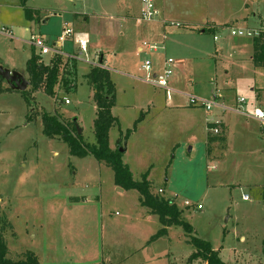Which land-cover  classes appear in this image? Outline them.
I'll return each instance as SVG.
<instances>
[{"label":"rangeland","instance_id":"1","mask_svg":"<svg viewBox=\"0 0 264 264\" xmlns=\"http://www.w3.org/2000/svg\"><path fill=\"white\" fill-rule=\"evenodd\" d=\"M189 1H195L202 25L211 21L219 25L216 32L225 34L228 46L240 37L241 41L242 37L252 39L231 34V27H243L240 14L254 13L258 27L264 22V0ZM25 5L37 17L47 19L40 23L36 18L25 20L20 0H0V27L10 30L9 36L0 32V65L13 67L26 79V58L38 52L28 42L30 32L44 34L52 42L63 21L73 23L75 13H82L86 35L93 36L86 53L76 59L67 56L79 51L74 39V47L70 41L62 43L65 73L72 76L75 86L57 90L56 98L34 90L32 110L42 107L63 120L76 119L83 141L94 143L96 109L86 74L98 60L94 52L102 51L116 87L112 114L119 120V126L109 131V144L117 145L120 138L125 148L122 161L132 179L145 178L151 191L162 189L159 194L174 198L192 234L208 241L225 263L264 264L261 123L227 113L231 126L225 141L222 146L221 142L211 144L207 156V112L189 104L188 96L198 88H228L246 99V108L258 106L264 111V67L254 72L233 68L234 54L229 51L231 55H220L211 70L206 69L208 60L198 65L199 73L191 74L193 83L188 80L175 88L169 84L187 97L174 96L172 91L168 95L164 88L142 79L143 56L137 52L136 37L143 22L119 17L136 16L140 0H26ZM197 37L203 48L213 46L208 30ZM216 42L227 51L222 41ZM168 43L167 55L177 59L170 42L166 41V47ZM51 56L43 55V60ZM29 111L21 91L0 93V236L9 258L19 259L32 249L43 264H205L187 260L194 247L186 242L182 226H169L158 236V217L139 203L135 189L117 187L111 168L92 155H70L63 140L42 133L40 116L27 120ZM243 194L248 198L242 199Z\"/></svg>","mask_w":264,"mask_h":264},{"label":"trees","instance_id":"2","mask_svg":"<svg viewBox=\"0 0 264 264\" xmlns=\"http://www.w3.org/2000/svg\"><path fill=\"white\" fill-rule=\"evenodd\" d=\"M26 0H20V5L24 11L26 19H38L36 13L26 7ZM36 16V17H34ZM264 27V22L261 24ZM253 54L252 62L256 67H264V32L258 37L252 38ZM99 59V58H98ZM62 55H52L47 62L43 57L32 52L25 62V69L28 74L29 89L21 91L22 96L30 108L26 114L27 120L40 116L42 122V133L48 138H58L63 140L68 146V152L72 156L92 155L97 161L109 166L113 173L114 184L122 189H135L138 192L139 203L145 207L149 213L158 217L161 227L157 235H164L167 228L172 225L182 226L188 236L187 243L194 247V251L188 256V261L195 259L202 260L205 264H227L219 256L218 250L213 249L208 241L202 240L192 234L191 225L182 217V210L174 202V198L164 197L157 191L150 190V182L142 178L133 180L131 171L122 161L120 139L115 148L109 146V131L119 122L112 114V107L116 102L115 87L110 79L109 71L103 66L101 59L98 64H91L86 74L88 82L93 90L95 102V117L93 119L94 143L84 142L81 133L77 132L76 119L63 120L58 114L45 111L42 107L36 111L32 110L34 97L32 92L40 90L45 94L56 98V91L64 89L68 91L74 88L75 83L71 75L65 73V63ZM3 78L0 77V92L12 90L8 85L2 86ZM264 139V125L261 127ZM224 131L217 136L207 135L208 143L222 142ZM264 248V241H263ZM8 250L5 240L0 236V264H43L38 260L37 255L28 250L23 257L11 259L7 256Z\"/></svg>","mask_w":264,"mask_h":264},{"label":"crops","instance_id":"3","mask_svg":"<svg viewBox=\"0 0 264 264\" xmlns=\"http://www.w3.org/2000/svg\"><path fill=\"white\" fill-rule=\"evenodd\" d=\"M153 2H154L156 9L159 12L160 17L166 18L167 20H171V21H177V22L181 23L182 25H184L185 27H164L162 25V23L159 21L158 17L156 19H154L153 21L144 22L142 27H141V30H139L137 32V34H138L136 37L137 38L136 42L138 44L137 52L139 54L140 53L142 54L143 61L145 59H149L151 61V64H152L151 72H152V74H157V73L161 72V70L163 68L164 57H171L175 60V66H174L173 74L171 76L172 78L170 77L169 82H168V89H170V91L175 93L174 96H184V97L186 96L187 97V93L185 94V92L174 91L173 89H171L169 84L175 88V86H182L183 82L188 81V80H189L188 84L193 83V79L191 77L192 76L191 74H194V72L199 73L198 68L196 69V67L198 65L203 64V62L204 63L209 62L208 63L209 67H207L206 69L211 70V68H214L215 66H217L216 62L220 58V55L223 56V55H226V53L228 55L229 51H232L234 54V58L231 60V62L234 63L233 68H240V69L248 68L249 70H253V72L256 70V68L257 69L262 68V67L254 66V64L252 62V54H253L252 39L250 41H246L243 39L245 37H242V41H241V39H240L241 37H240L237 41H235V39L231 40L232 43L230 46H228L227 43H225V34L223 35V34H219V32H216V30L219 27V25L216 22L211 21L209 23V25H206V26L201 24L202 20L199 18V14L196 11L195 1H189V0H153ZM140 9H141V6H140V8H137V15L136 16H134V15L131 16V15L125 13L123 16L119 15V17H120V19L137 18L139 13H140ZM34 17H36V16H34ZM238 17H241L242 23H240V24H242L243 27H254L255 28V27H258L260 25L259 21L255 20V14L254 13H252V15H250V16L245 15L243 13V14H240ZM24 18H25V20H28V19H26L25 15H24ZM38 19L37 20L40 23V22H45L47 18L40 16ZM32 20H34V19H32ZM28 21H31V20H28ZM204 21L205 20L203 19V22ZM64 22H66V21H63V23ZM85 22H86V19L83 18L82 13H75V15L73 16V23H68V22H66V23H68L71 26V28L73 30L74 39L75 38H86V39L88 38L87 46L89 48L90 44H91V37H93V36L90 33H88V35H86L87 34L85 32L86 28L84 27ZM63 23H62V25H63ZM230 23H233V20H230ZM62 25H61V29H62ZM186 27H188L189 29ZM24 29H25V31H27L26 28H24ZM207 30L209 32H211L212 39H213V46H211L210 48H203L202 43L198 39L197 35L203 34ZM195 31H196V33H195ZM60 32H61V30H60ZM60 32H59V34H60ZM40 35H43L49 43H53L57 39V36H58L57 35L56 38L52 42H50L48 37H46L44 34H40ZM144 40L146 42H149V43H156V44L160 45V48H158L156 50L147 49L144 45H141V42ZM67 41H70L72 47H74V45H76L75 43H73V38L67 39ZM166 41L170 42V46L172 47V50H173V51H171V53L174 56H176L177 59H175L171 55H167V49L169 48V43H168V46L166 47ZM216 41H222L225 44L226 47H224V48H227V51L223 52V50L221 49V46H217ZM72 53H74V52H72ZM94 53H95L94 54L95 56H97L99 59H101L104 67H106L104 64L102 51H98V52H94ZM229 55H231V54H229ZM27 58H29V56H27ZM27 58H26V60H27ZM222 59L223 58H221V60ZM206 60H208V62ZM189 62H191L190 63L191 64L190 70H189V66H188ZM142 63L140 64V67H141ZM231 64L232 63H230V66H231ZM90 66H91V64H90ZM90 66H89V69H90ZM10 69H14V68L11 67ZM89 69H88V71H89ZM107 70L109 71L108 68H107ZM225 74L227 75V72ZM144 75H145V72H144ZM113 84H114V82H113ZM6 85H7V83H6ZM216 85L217 84L215 83V86ZM114 87H115V84H114ZM157 88H159V87H157ZM194 88L195 87L193 85V89ZM197 91L198 92H196V94L194 96L210 100V99H214V97L216 98V95L219 94L222 96L221 100L226 105H228V106H235L236 105L237 96L231 94V91L228 88L222 89L220 87V89H218L215 87L214 89L211 88L209 91H202L201 88H198ZM0 93H2V92H0ZM115 94H116V87H115ZM190 95H192V94H190ZM116 104H117V100H116L115 105L112 107L111 110H113V108L116 106ZM166 105H168L167 101H166ZM255 107H258V106H252V107H249V109H248V108H246V105H244L243 108L247 112L251 113L253 108H255ZM258 108H260V107H258ZM95 109H96V107H95ZM227 113H234V114H237L240 116L239 113H235L233 111H220L218 108L214 109L212 112H207L204 115V126H205L206 130H207V124H208L209 119L218 118L221 121L222 130L224 131V133H223L224 140L221 142V144H220V142H217L221 146L223 145L225 138H226L227 131L229 130V128L231 126V123H230L231 122L230 121L231 116L226 115ZM263 113H264V111H263ZM114 116H116V115H114ZM241 116H242V114H241ZM243 117L251 118L253 120L260 122L259 120L255 119L251 116L246 117L243 115ZM117 119H118V117H117ZM118 122H119V120H118ZM262 126H263V124L261 123L260 127H262ZM207 135H211V134L208 131L206 133V140H207L206 141V144H207V152L206 153H207V156H210L211 150H212V148H210V146H211V144L213 146V144H216V142L208 143ZM211 136H213V135H211ZM118 140H117V143H118ZM109 146H110V148L113 149L117 145L115 144V146H113V145L109 144ZM221 146H219V147H221ZM123 149L125 151V148H123ZM124 151L122 152V155H123ZM31 251L34 252V250H32V249H31ZM36 255L38 257V254H36ZM38 259H39V257H38ZM53 264H55V263H53Z\"/></svg>","mask_w":264,"mask_h":264},{"label":"built area","instance_id":"4","mask_svg":"<svg viewBox=\"0 0 264 264\" xmlns=\"http://www.w3.org/2000/svg\"><path fill=\"white\" fill-rule=\"evenodd\" d=\"M141 2V9L140 13L137 17L138 22H150L159 18V21L162 23L164 27H182L183 25L177 21H171L166 20L163 17H160L158 10L156 9L153 0H140ZM27 31L29 29L26 28ZM0 32L9 36L10 30L6 27H0ZM262 32H264V27H231V34L237 35V36H246L250 38L258 37ZM73 37V30L71 26L64 22L62 25V29L60 34L57 36V39L53 43H49L47 39L43 35L35 34L30 32L28 42L38 50L37 54L43 57V55H46L50 53L51 55H64L65 52L62 51L61 46L64 41L67 39H71ZM75 43L77 44V48L79 49L78 53H72L70 55H67L68 58L76 59L78 54L86 53L87 51V40L86 38H75ZM145 47L150 50H156L160 48V45L156 43H144ZM86 55V54H85ZM98 64V60L93 63ZM175 66V60L171 57H164L163 61V68L161 72L157 74H152V64L149 59H145L141 65L142 70L145 72V75L143 76V80L153 86L164 88L169 95L171 92L170 89H168V82L170 77L173 74ZM189 96V104L191 105H199L201 108H203L206 112H212L214 109L218 108L220 111H233L235 113L242 114L244 116H251L257 120H259L264 125V113L263 111L255 107L253 108L252 112H247L243 107L246 103V100L244 97L240 96L236 99V105L235 106H228L221 100V95H216V98L214 99H204L201 97H197L194 95H188ZM65 103L68 102L67 99L64 100ZM207 131L211 135H219L222 131V124L221 121L216 118L209 119L207 124ZM157 192H162V189H158ZM248 196L246 194L242 195V199H247ZM185 206H190L188 201H184ZM199 208L200 205H197Z\"/></svg>","mask_w":264,"mask_h":264},{"label":"water","instance_id":"5","mask_svg":"<svg viewBox=\"0 0 264 264\" xmlns=\"http://www.w3.org/2000/svg\"><path fill=\"white\" fill-rule=\"evenodd\" d=\"M0 77L3 78L7 85L13 90L22 91L25 90L29 85V81L24 77V75L14 69L5 68L2 65H0ZM76 129L77 132L80 133V129L77 127V125ZM118 149L121 152L124 151V149L121 147Z\"/></svg>","mask_w":264,"mask_h":264}]
</instances>
